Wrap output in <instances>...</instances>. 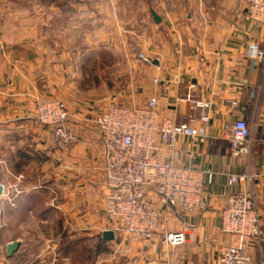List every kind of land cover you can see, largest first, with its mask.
I'll list each match as a JSON object with an SVG mask.
<instances>
[{"label": "crops", "instance_id": "crops-1", "mask_svg": "<svg viewBox=\"0 0 264 264\" xmlns=\"http://www.w3.org/2000/svg\"><path fill=\"white\" fill-rule=\"evenodd\" d=\"M178 3L172 10L145 6L143 21L131 14L124 21L122 0H0V264H16L49 242L50 227L64 236L70 229L71 237L74 226L113 223L105 212V148L96 124L112 104L136 108L155 99L161 115L206 131L180 135L173 152L163 144L157 152L206 176L204 207L162 209L166 220L151 240L184 232L179 264H220L229 241L221 214L232 194L253 197L264 226V24L247 16L243 0ZM49 100L67 107L75 140L66 148L37 118ZM239 119L250 128L245 157L233 156L230 146ZM238 175L250 181L230 185ZM14 241L20 247L11 254ZM134 245L148 249L150 241ZM250 256V264H261L264 235Z\"/></svg>", "mask_w": 264, "mask_h": 264}, {"label": "built area", "instance_id": "built-area-1", "mask_svg": "<svg viewBox=\"0 0 264 264\" xmlns=\"http://www.w3.org/2000/svg\"><path fill=\"white\" fill-rule=\"evenodd\" d=\"M243 2L247 16L264 24V0ZM180 102L191 100L180 99ZM203 106L209 107L208 104ZM37 118L41 124L52 128L61 148L74 142L75 136L67 129L69 114L64 102L40 103ZM187 119L192 120L193 115L189 114ZM203 120L207 121L208 116ZM96 124L105 148V212L113 220L120 247H127L125 252L132 251V244L150 241L160 233L162 222L166 220L162 209L188 213L204 207L205 174L160 160L157 152L160 144L173 152L178 136H205V129L195 132L188 125H177L160 114L155 99L136 108L112 104ZM230 146L233 156L245 157L251 153L250 128L242 119L232 126ZM248 181V176L238 175L231 176L229 183L244 185ZM9 200L13 201L11 196ZM221 230L229 241L220 249L219 263L250 264L251 245L255 241L260 243L264 235L255 199L246 194L229 196L221 214ZM185 242L186 235L182 231L163 233L165 247L177 248Z\"/></svg>", "mask_w": 264, "mask_h": 264}, {"label": "rangeland", "instance_id": "rangeland-1", "mask_svg": "<svg viewBox=\"0 0 264 264\" xmlns=\"http://www.w3.org/2000/svg\"><path fill=\"white\" fill-rule=\"evenodd\" d=\"M179 0H122L124 11V21L128 20L131 14L137 21H143L142 8L149 6L157 10L175 9ZM187 6V4H186ZM189 9V8H188ZM115 225L96 227H76L72 228L71 237L59 227L49 229L46 239L47 243L35 245L33 250L27 252L24 258L19 259L16 264H179L183 248L164 247L162 243L163 235L160 234L158 241L152 242L145 248H135L132 244V251L125 252V248L120 247L119 235L115 234L113 241H105L103 232L111 230L114 232ZM103 230V232H101ZM115 233V232H114ZM184 246V245H183ZM129 247V248H130ZM177 251L179 254L177 256Z\"/></svg>", "mask_w": 264, "mask_h": 264}, {"label": "water", "instance_id": "water-1", "mask_svg": "<svg viewBox=\"0 0 264 264\" xmlns=\"http://www.w3.org/2000/svg\"><path fill=\"white\" fill-rule=\"evenodd\" d=\"M152 15L154 22L159 24L161 21L160 17L154 11H152ZM2 192H3V187L0 184V195H2ZM103 239L105 241H113L115 239V233L111 230H107L103 233ZM19 247H20L19 242L17 241L12 242V244L8 247L9 253L15 254L18 251Z\"/></svg>", "mask_w": 264, "mask_h": 264}]
</instances>
